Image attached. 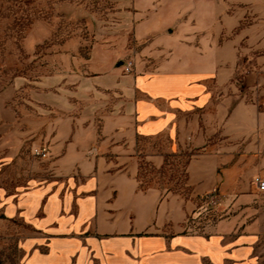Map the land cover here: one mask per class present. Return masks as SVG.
<instances>
[{"label": "crops", "instance_id": "1", "mask_svg": "<svg viewBox=\"0 0 264 264\" xmlns=\"http://www.w3.org/2000/svg\"><path fill=\"white\" fill-rule=\"evenodd\" d=\"M106 3L52 97L49 173L13 188L0 164V227H20V264H257L243 204L264 194V112L236 77L264 61V0ZM255 74L263 85L264 63ZM213 190L218 213L189 222Z\"/></svg>", "mask_w": 264, "mask_h": 264}, {"label": "rangeland", "instance_id": "2", "mask_svg": "<svg viewBox=\"0 0 264 264\" xmlns=\"http://www.w3.org/2000/svg\"><path fill=\"white\" fill-rule=\"evenodd\" d=\"M77 5L85 9L82 19H72L76 17L72 8ZM108 8L106 0H0V164L5 166L4 178L11 187L36 184L49 173V157L39 158L34 151L43 146L50 151V138L59 120L50 105L52 97L61 85L73 82L74 77L65 74L76 48H82L81 59L89 56L95 41L87 24L91 12L96 9L104 16ZM249 62L240 66L243 71L236 77L241 88L238 99L264 112L263 77L255 74L264 61H257L259 66ZM126 63L128 72L133 62ZM256 79L260 81L257 85ZM258 178L264 181L262 174ZM172 188L183 190L180 182ZM243 208L246 221L259 219L255 255L257 264H264V194ZM214 213L204 217L210 219ZM18 230L0 227V264H20Z\"/></svg>", "mask_w": 264, "mask_h": 264}, {"label": "built area", "instance_id": "3", "mask_svg": "<svg viewBox=\"0 0 264 264\" xmlns=\"http://www.w3.org/2000/svg\"><path fill=\"white\" fill-rule=\"evenodd\" d=\"M34 155L43 159L48 158L50 155L49 148H47L46 146L40 147L34 151ZM255 184L258 186V189L260 191L264 192V181L257 178L255 180ZM222 198L223 196L217 190H213L212 192L205 195L203 198H201L200 206L192 215H190L188 221L195 222L197 220H207V218L204 217V214H212L214 212L216 213L222 201ZM214 215L210 217V219H213Z\"/></svg>", "mask_w": 264, "mask_h": 264}]
</instances>
